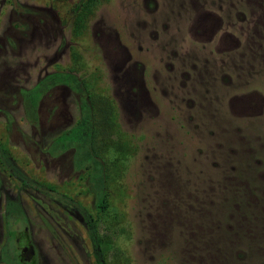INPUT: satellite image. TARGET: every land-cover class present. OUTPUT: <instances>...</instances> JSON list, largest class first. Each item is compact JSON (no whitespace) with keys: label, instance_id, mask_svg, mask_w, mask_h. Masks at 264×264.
<instances>
[{"label":"rangeland","instance_id":"374dc122","mask_svg":"<svg viewBox=\"0 0 264 264\" xmlns=\"http://www.w3.org/2000/svg\"><path fill=\"white\" fill-rule=\"evenodd\" d=\"M89 222L105 264H264V0H0V264H98Z\"/></svg>","mask_w":264,"mask_h":264},{"label":"trees","instance_id":"16d2710c","mask_svg":"<svg viewBox=\"0 0 264 264\" xmlns=\"http://www.w3.org/2000/svg\"><path fill=\"white\" fill-rule=\"evenodd\" d=\"M58 77V76H56ZM71 78H76L75 76H64L62 79L60 78L58 80V82H63V83H67L70 84L72 83ZM38 92H35V96H33V99L35 101V98L37 97ZM94 131L92 129V125L88 124L87 121H81L77 126L71 128L70 130L64 132L58 139H60L59 141L64 143L65 145H69V144H82V142H85V138L86 137H90V139L93 137ZM93 142V140H92ZM90 224V229H91V238L93 240L94 245L96 246L95 248V253L97 256V262L98 264H105V261L103 259V255H102V249L100 246V242L97 236V231L95 229V226L92 222H89Z\"/></svg>","mask_w":264,"mask_h":264},{"label":"flooded vegetation","instance_id":"af4514ba","mask_svg":"<svg viewBox=\"0 0 264 264\" xmlns=\"http://www.w3.org/2000/svg\"><path fill=\"white\" fill-rule=\"evenodd\" d=\"M21 254H22V256H25L26 255L28 258L31 259V257H33L34 254H35L34 246L33 245H29V244L23 246L22 247V253ZM22 256H21V260H23V257Z\"/></svg>","mask_w":264,"mask_h":264}]
</instances>
